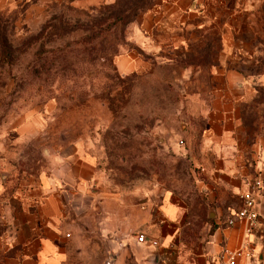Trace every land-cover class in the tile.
I'll list each match as a JSON object with an SVG mask.
<instances>
[{"label": "rangeland", "instance_id": "1", "mask_svg": "<svg viewBox=\"0 0 264 264\" xmlns=\"http://www.w3.org/2000/svg\"><path fill=\"white\" fill-rule=\"evenodd\" d=\"M168 2V3H167ZM11 0L0 8V264L19 251L10 226L48 166L50 148L73 144L94 164L97 193L122 202L168 196L182 210L171 227L185 244V264L214 222L203 139L217 80L237 69L250 86L243 125L264 159V0ZM168 4V5H167ZM155 27L142 35L144 16ZM134 52L147 64L129 74L117 56ZM41 113V131L18 138L23 112ZM174 206V205H173ZM96 212L79 219L87 256L97 264L105 244Z\"/></svg>", "mask_w": 264, "mask_h": 264}, {"label": "crops", "instance_id": "2", "mask_svg": "<svg viewBox=\"0 0 264 264\" xmlns=\"http://www.w3.org/2000/svg\"><path fill=\"white\" fill-rule=\"evenodd\" d=\"M196 2L175 0L174 5L186 10ZM10 3L0 0V8ZM156 11V7L146 11L142 35L155 27ZM116 61L121 74L147 67L134 52L121 53ZM251 96L245 76L234 68L226 70L215 85L202 132L212 150L206 187L214 202V225L195 252L193 264H215L218 257L231 264H264V224L250 228L245 220L225 223L241 206V194L251 181L264 177L258 141L246 132L242 119ZM42 124L41 113L23 112L15 126L18 138L36 136ZM47 160L48 166L38 173L22 204L24 216L11 223L10 237L19 251L9 264H73L76 257L84 258L88 242L78 220L92 212H96L98 236L106 250L97 264H185V244L171 232V227L180 223L182 210L169 196L172 205L166 203L165 196L158 203L150 198L138 208L136 200L122 202L120 196L106 191L87 192L94 164L88 156L78 154L73 144L50 148ZM89 189H93L92 184ZM257 208L264 210V190ZM138 232L145 233L146 242L137 240Z\"/></svg>", "mask_w": 264, "mask_h": 264}, {"label": "built area", "instance_id": "3", "mask_svg": "<svg viewBox=\"0 0 264 264\" xmlns=\"http://www.w3.org/2000/svg\"><path fill=\"white\" fill-rule=\"evenodd\" d=\"M263 190L264 177L253 179V181L249 184L248 190L241 194V206L228 216L225 223L231 225L237 220H245L250 228H255L260 224H264V210L260 211L257 208V203L260 196L263 195ZM136 237L139 242L147 241V237L144 232H138ZM153 242L156 243L155 240ZM247 254H249V252ZM215 264H231V261L218 257ZM240 264L248 263L243 261Z\"/></svg>", "mask_w": 264, "mask_h": 264}]
</instances>
